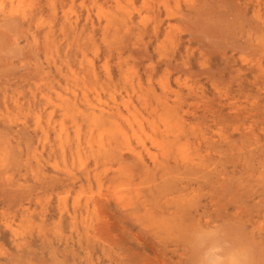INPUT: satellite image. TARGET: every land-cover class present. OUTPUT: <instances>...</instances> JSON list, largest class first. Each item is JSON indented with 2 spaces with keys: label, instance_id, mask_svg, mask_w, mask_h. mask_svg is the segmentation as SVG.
Masks as SVG:
<instances>
[{
  "label": "rangeland",
  "instance_id": "rangeland-1",
  "mask_svg": "<svg viewBox=\"0 0 264 264\" xmlns=\"http://www.w3.org/2000/svg\"><path fill=\"white\" fill-rule=\"evenodd\" d=\"M214 248L264 264V0H0V264Z\"/></svg>",
  "mask_w": 264,
  "mask_h": 264
},
{
  "label": "clouds",
  "instance_id": "clouds-1",
  "mask_svg": "<svg viewBox=\"0 0 264 264\" xmlns=\"http://www.w3.org/2000/svg\"><path fill=\"white\" fill-rule=\"evenodd\" d=\"M222 255L218 249L214 248L202 256L199 264H245L238 250L229 251L221 258Z\"/></svg>",
  "mask_w": 264,
  "mask_h": 264
}]
</instances>
